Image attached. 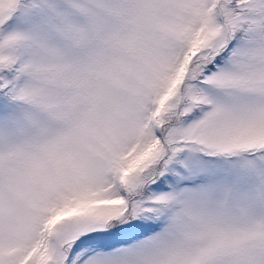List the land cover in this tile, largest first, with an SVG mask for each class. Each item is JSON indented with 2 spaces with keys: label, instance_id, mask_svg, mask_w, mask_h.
<instances>
[{
  "label": "snow or ice",
  "instance_id": "obj_1",
  "mask_svg": "<svg viewBox=\"0 0 264 264\" xmlns=\"http://www.w3.org/2000/svg\"><path fill=\"white\" fill-rule=\"evenodd\" d=\"M0 264H264V0H0Z\"/></svg>",
  "mask_w": 264,
  "mask_h": 264
}]
</instances>
